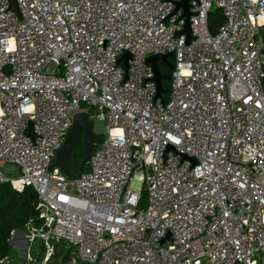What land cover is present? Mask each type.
Wrapping results in <instances>:
<instances>
[{
	"label": "built area",
	"instance_id": "1",
	"mask_svg": "<svg viewBox=\"0 0 264 264\" xmlns=\"http://www.w3.org/2000/svg\"><path fill=\"white\" fill-rule=\"evenodd\" d=\"M177 1L0 0V185L36 191L44 262L264 264V0H188V42ZM79 111L106 129L68 179L49 165Z\"/></svg>",
	"mask_w": 264,
	"mask_h": 264
},
{
	"label": "trees",
	"instance_id": "2",
	"mask_svg": "<svg viewBox=\"0 0 264 264\" xmlns=\"http://www.w3.org/2000/svg\"><path fill=\"white\" fill-rule=\"evenodd\" d=\"M224 22V16L219 7L213 6L208 14V28L211 33H214ZM161 73H171L164 64H159ZM169 80L163 79L162 86L164 88L163 100H167V92L169 86ZM98 140H94L98 143ZM83 141L80 139L73 150L70 152L67 158V165L72 179L77 178L82 172H80V163L82 160ZM86 166L83 170L86 171ZM37 194L36 191L27 187L23 191L18 192L14 190L9 184L0 185V264L7 260L12 253L13 247L9 243L12 232L15 229L26 231V224L31 222L33 226L38 227L41 225V219L36 209ZM146 203V195L142 193L139 203L140 207H143ZM44 245L39 243L38 260L42 259L41 256L44 253ZM64 243L55 245V254L53 255V264H62L67 259L68 255L64 252Z\"/></svg>",
	"mask_w": 264,
	"mask_h": 264
},
{
	"label": "water",
	"instance_id": "3",
	"mask_svg": "<svg viewBox=\"0 0 264 264\" xmlns=\"http://www.w3.org/2000/svg\"><path fill=\"white\" fill-rule=\"evenodd\" d=\"M9 1V7L11 10L17 13L18 16H20V12L16 3V0H8ZM178 8L183 9L182 17L184 18V27H183V32L186 33V42L189 41L191 37L190 33V21H189V5H188V0H179L176 2V7L175 10ZM172 56L171 53H166V54H154L150 55L146 58V63L149 64L152 68V71L154 73L153 80L156 83L157 87V94L156 96L159 98H162V93L164 92V88L162 86V80L163 79H170L169 74H162L159 69L158 63H164L168 68H172L173 65H171L169 58ZM130 57L128 53H124L121 59L125 62V70H127L128 65H127V59ZM93 121L89 118V115L86 111H79L76 112L72 116V123L71 126L68 128L63 142L60 145V147L56 150L54 157L52 158L49 168L53 167H58L63 174L65 175L66 178L71 179V174L69 172V168L67 165V158L70 152L73 150L77 142L80 140L82 137L83 141V150H82V160L80 163V172H83L84 168L88 164V159L90 156L91 151L96 148V143L94 140L99 139V135L95 133L93 129ZM32 124L29 123V134L33 136L32 129H31ZM194 162V160L192 159ZM19 230L15 229L12 232L11 239L9 241L10 244H12V237L18 233ZM169 233L166 234V237L161 240L163 242L166 238H168ZM27 242L25 241V246Z\"/></svg>",
	"mask_w": 264,
	"mask_h": 264
},
{
	"label": "rangeland",
	"instance_id": "4",
	"mask_svg": "<svg viewBox=\"0 0 264 264\" xmlns=\"http://www.w3.org/2000/svg\"><path fill=\"white\" fill-rule=\"evenodd\" d=\"M83 106L84 104H82V107ZM93 123H94L93 129L95 133H97L99 136H102L105 133V129H106L105 122L103 120L94 119ZM0 164H1V167H5V164L3 163V161H0ZM142 186H143L142 182L139 181L137 178H134L131 181V187L136 190L142 189ZM19 231L23 232V230H19ZM40 242H41L40 238L35 237L31 243L29 242V245L27 243L26 246L20 249L16 248V246H12L13 250L8 258L9 262L4 263V264H53V261L55 260L53 256L47 262L43 261L44 253L41 256L42 259L38 260ZM60 244L63 245V242H61ZM27 253H29V255L31 256V261L28 260Z\"/></svg>",
	"mask_w": 264,
	"mask_h": 264
},
{
	"label": "crops",
	"instance_id": "5",
	"mask_svg": "<svg viewBox=\"0 0 264 264\" xmlns=\"http://www.w3.org/2000/svg\"><path fill=\"white\" fill-rule=\"evenodd\" d=\"M25 231L21 232L19 231L12 237V244L11 246H16V248L20 249L25 246V236L24 233ZM10 260V259H9ZM9 262L8 259L5 260L2 264Z\"/></svg>",
	"mask_w": 264,
	"mask_h": 264
},
{
	"label": "flooded vegetation",
	"instance_id": "6",
	"mask_svg": "<svg viewBox=\"0 0 264 264\" xmlns=\"http://www.w3.org/2000/svg\"><path fill=\"white\" fill-rule=\"evenodd\" d=\"M169 61H170L171 65H173V64H172V60H171V59H169ZM159 64H163V63L159 62V63H158V65H159ZM164 65H165V64H164ZM169 69H170V68H169ZM162 74H170V73H168V72H165V73H162ZM80 139L82 140V137H81Z\"/></svg>",
	"mask_w": 264,
	"mask_h": 264
},
{
	"label": "bare ground",
	"instance_id": "7",
	"mask_svg": "<svg viewBox=\"0 0 264 264\" xmlns=\"http://www.w3.org/2000/svg\"><path fill=\"white\" fill-rule=\"evenodd\" d=\"M100 137V136H99Z\"/></svg>",
	"mask_w": 264,
	"mask_h": 264
}]
</instances>
